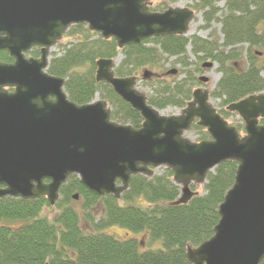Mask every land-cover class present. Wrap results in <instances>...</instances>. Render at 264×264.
Returning a JSON list of instances; mask_svg holds the SVG:
<instances>
[{"label":"water","instance_id":"water-1","mask_svg":"<svg viewBox=\"0 0 264 264\" xmlns=\"http://www.w3.org/2000/svg\"><path fill=\"white\" fill-rule=\"evenodd\" d=\"M153 1L0 0V53L13 60L0 61V200L46 198L54 206L72 176L94 195L120 200L132 177H151L165 168L181 188L175 205H183L198 195L191 186L204 185L218 166L234 162L235 182L219 207L214 235L188 247V263L261 264L264 92L226 108L241 118V136L211 104L209 91L196 89L178 115L164 116L137 89V77H118L116 60L99 59L96 82L109 85L139 113L143 123L136 129L114 121L105 100L73 103L65 79L47 72L50 50L73 26L86 25L103 40H114L119 50L154 38L187 36L195 12L178 6L152 12ZM36 47L41 48L40 58H28ZM195 123L209 140L185 138Z\"/></svg>","mask_w":264,"mask_h":264},{"label":"trees","instance_id":"trees-1","mask_svg":"<svg viewBox=\"0 0 264 264\" xmlns=\"http://www.w3.org/2000/svg\"><path fill=\"white\" fill-rule=\"evenodd\" d=\"M198 1L195 11L202 13L205 28L213 22L221 25V43L196 35L168 36L119 50L114 40L98 37L91 41L96 33L81 25L68 33L70 38L79 37L78 41L50 60L48 73L66 80L65 91L73 103L87 105L98 96L107 101L114 121L139 129L143 123L139 113L109 85L96 82V62L115 60L122 54L116 76L137 77L142 68L158 66L164 56L176 58L186 75L182 81L162 83L159 77L152 79L150 71L143 81L152 90L147 98L153 108L183 110L192 100L194 86L200 84L193 72L201 69H190L191 47L195 58L218 65L221 78L210 97L221 102L222 110L218 112L227 119L232 115L226 111L229 105L264 92V0H226L221 18L217 7L220 0ZM149 43L154 47H148ZM241 60L246 62L243 70L238 68ZM0 61L13 62L7 53H0ZM195 130L200 133L196 142L210 139L207 131L196 124L189 133ZM237 166L234 162L218 166L208 175L203 192L183 205H175L181 189L174 184L173 172L168 169H161L152 177H132L129 190L120 200L94 195L76 176L62 187L60 199L53 207L46 198L2 199L0 264H189L188 247L196 248L214 235L220 220L218 210L235 182ZM48 209L57 213L51 218L46 213ZM96 212L101 216L96 217ZM114 226L134 236L120 238L106 232ZM140 234L147 238L146 247L135 237Z\"/></svg>","mask_w":264,"mask_h":264},{"label":"rangeland","instance_id":"rangeland-1","mask_svg":"<svg viewBox=\"0 0 264 264\" xmlns=\"http://www.w3.org/2000/svg\"><path fill=\"white\" fill-rule=\"evenodd\" d=\"M198 2H199L198 0H176L175 2L172 3L169 0H159L155 3L154 7L160 8L163 11L169 7H177V6H180L181 8H189V9L193 10L196 14V18H195L194 22L190 25L189 33L186 37L189 38V37L196 35L203 40L218 39L219 43H221L222 42L221 25L217 22H213L209 28H205L206 25L203 21L202 13L195 11V6ZM225 3H226V0H220L217 3V7L219 9H221L219 16H218L220 18L223 16V13H224L223 10L225 9ZM83 26L87 29L88 32H90L86 25H83ZM74 27H76V26H74ZM71 29H73V27H71L70 30ZM70 30L67 31V33H65L63 39L56 46H54L51 49L50 60L53 57L61 54V52L63 51L64 48L69 47L70 45L75 44L78 41L79 37L70 38L68 36V33L70 32ZM98 37H100V35L95 34L94 36L91 37V41H96L98 39ZM147 46L148 47H154V45L152 43L147 44ZM191 50H192L191 47H189L188 48L189 61L193 63V65L190 67V69H195L197 67L201 69V72H193L194 77H196V79H199L202 77L208 79L207 84L205 83V85H201L198 83L197 85L194 86L193 90L203 88V89L209 91V93L211 95V93L215 90V88H216V86H217V84L221 78V74L219 73V67L217 64L214 63L213 67L202 69V65H204L206 63H211V61H209V60H205V61L204 60H198L192 54ZM122 59H123L122 54H119V56L116 58V67L121 63ZM238 68H239V70H243L246 68L245 60L238 61ZM171 70H176L177 73L175 75H168L167 73ZM149 71L153 75L151 77L152 79H154L155 77H159V79L162 83L180 82L186 77V75L184 74L183 68L181 67L180 64L177 63L176 58H168V57L164 56L163 60L159 62L158 66L155 65L153 67H151V66L144 67L141 69L140 74L137 75V78H138L137 89L140 92L144 93L147 97L152 94V90L150 89V87H148L146 85V83H144L143 79H144V74L146 72H149ZM157 86H158V84L155 87H157ZM96 99L98 100L99 97L96 96ZM210 102L217 109V111L222 110L221 102L219 100H212L210 97ZM180 112H181V110L178 108L168 107L165 110H162L161 114L164 116H173V115H178ZM230 114H232V115H229V117H227L226 121L231 126L235 127L237 130H239L241 136H244V134H245L244 124H243L241 118L237 114H234V113H230ZM199 136H200L199 131L195 130V131L190 132V133L187 132L185 135V138H188L190 141L194 142L197 140V138H199ZM161 169L164 170L165 168H160L158 170H155V175L160 174ZM203 187H204L203 185L200 188H195L194 186H192V189L201 194L203 192ZM80 207H81V203L76 206V208L78 210H81ZM99 209H102V207L99 206ZM46 213L49 216H51V218H52V216L55 215L57 212L55 210L52 211L51 209H48V210H46ZM101 214L102 213H100V212H96V217L101 216ZM106 232L113 234L114 236L120 237V238H125L128 236H134L132 233H130V232H128V231H126L120 227H117V226L106 229ZM135 237L138 240L142 241V243H143L142 245L144 247L147 246L148 243H147V238L145 237V235L140 234V235H135Z\"/></svg>","mask_w":264,"mask_h":264},{"label":"flooded vegetation","instance_id":"flooded-vegetation-1","mask_svg":"<svg viewBox=\"0 0 264 264\" xmlns=\"http://www.w3.org/2000/svg\"><path fill=\"white\" fill-rule=\"evenodd\" d=\"M159 1V0H154L152 3H151V6H150V9L154 10V9H157L156 7H154L155 3ZM162 10V9H161ZM165 11V10H164ZM154 12V11H153ZM158 12H163L162 11H158ZM41 56V48L40 47H36V48H33L28 54H27V57L28 58H34V59H39ZM50 57H51V50L49 52V57H48V60H49V63H50ZM53 59V58H52ZM51 59V60H52ZM116 60V59H115ZM169 73V72H168ZM167 73V74H168ZM177 73V72H176ZM176 73H173V70L170 71V73L168 75H175ZM66 81V80H65ZM200 81V84L201 85H205V83L201 82V78L199 79ZM66 83V82H65ZM101 84V83H99ZM207 84V83H206ZM65 89V87H64ZM9 91H12V89H9ZM66 92V91H65ZM67 94V93H66ZM69 98V97H68Z\"/></svg>","mask_w":264,"mask_h":264},{"label":"bare ground","instance_id":"bare-ground-1","mask_svg":"<svg viewBox=\"0 0 264 264\" xmlns=\"http://www.w3.org/2000/svg\"><path fill=\"white\" fill-rule=\"evenodd\" d=\"M178 7H180V6H178Z\"/></svg>","mask_w":264,"mask_h":264}]
</instances>
